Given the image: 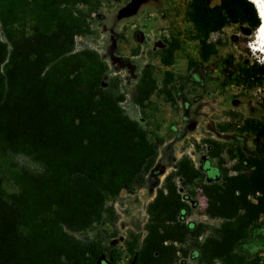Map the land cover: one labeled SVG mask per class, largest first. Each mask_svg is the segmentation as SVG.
<instances>
[{
	"label": "trees",
	"instance_id": "16d2710c",
	"mask_svg": "<svg viewBox=\"0 0 264 264\" xmlns=\"http://www.w3.org/2000/svg\"><path fill=\"white\" fill-rule=\"evenodd\" d=\"M100 5L101 0H0L6 32L0 40V157L22 155L33 163L15 174L16 193L5 194L0 178V264H117L121 257L105 248L101 236L87 233L116 222L108 199L145 183L158 144L123 108L124 93L117 80L106 81L108 66L96 51L73 52L75 35L94 32L88 19ZM25 15L32 21L29 33L14 28ZM185 16L202 60L218 55L213 34L231 23L254 30L260 24L249 0H190ZM179 48L178 39L166 40L162 64L171 65ZM194 63L189 59L188 68ZM222 63L233 65V56ZM260 68L257 62L239 66L238 77L259 80ZM165 76L159 91L172 97L168 86L174 77L168 71ZM158 89L147 64L133 104L144 107ZM240 130L257 135L259 144L251 154L239 151L231 168L222 166L223 143L212 138L203 143L218 166L207 162L198 168L187 155L177 159L147 204L145 233H130L127 264H177L189 240L190 256L199 264H264L259 253L248 257L239 249L264 219V122L246 118ZM197 180L207 217L219 220L202 242L206 226L187 220L194 195L180 191Z\"/></svg>",
	"mask_w": 264,
	"mask_h": 264
},
{
	"label": "rangeland",
	"instance_id": "374dc122",
	"mask_svg": "<svg viewBox=\"0 0 264 264\" xmlns=\"http://www.w3.org/2000/svg\"><path fill=\"white\" fill-rule=\"evenodd\" d=\"M189 1L101 0L98 11L88 19L94 32L85 39H91L97 48V57L106 62V81L116 84L117 80L124 93L123 108L142 125L148 140L158 144L157 161L145 183L132 192L122 191L118 196L127 203L123 215H118L114 224L98 225L87 233L88 237L101 236L106 249L113 248L121 253L117 264L128 262L126 247L130 233H145L147 204L154 198L165 175L174 169L177 159L187 155L198 168L207 162L218 166L216 159L207 156L208 147L203 143L212 138L223 143L222 166L231 168L238 162L239 151L251 154L259 144L257 135L242 132L240 126L246 118L264 122V48L255 45V30L249 24L231 23L211 36L218 42V55L200 59L193 26L185 16ZM31 22L30 16L25 15L14 28L29 33ZM5 35L0 25V40H5ZM170 38L178 39L180 48L174 53L173 63L165 66L160 55ZM228 56H233L231 66L222 63ZM189 59L195 61L190 68ZM254 62L261 66L260 79L239 78L238 67ZM147 64L153 66L159 89L144 107H138L132 98L140 70ZM167 71L174 77L168 86L172 97L159 91ZM187 76L189 79L185 78ZM25 166L33 167L32 161L25 156L6 154L0 157V178L5 194L18 192L14 176ZM200 182L197 180L180 191L183 195H194L196 206L187 220L206 226L198 239L202 242L213 233L219 220L207 217L206 198ZM75 236L84 237L82 234ZM192 248V240L180 247L177 264L198 262L190 256ZM239 249L248 257L256 253L264 257V219L250 230Z\"/></svg>",
	"mask_w": 264,
	"mask_h": 264
},
{
	"label": "built area",
	"instance_id": "2783aa9c",
	"mask_svg": "<svg viewBox=\"0 0 264 264\" xmlns=\"http://www.w3.org/2000/svg\"><path fill=\"white\" fill-rule=\"evenodd\" d=\"M93 15H94V13L91 14V16H93ZM85 38H86V36L75 35V37H74L75 44H74L73 52H80V51H83L86 49L93 50V51L97 50V48H95V46L92 44L91 39L86 40ZM125 192H127V191H125ZM107 204L113 208V210L115 211L117 216L118 215L122 216L123 212L127 206L126 200L118 198V196L116 198H114L113 200L107 202ZM144 215H145V223H146V221H147L146 211L144 212ZM120 221H121V218L119 217L118 222H120ZM195 264H199V263L195 262Z\"/></svg>",
	"mask_w": 264,
	"mask_h": 264
},
{
	"label": "bare ground",
	"instance_id": "6f19581e",
	"mask_svg": "<svg viewBox=\"0 0 264 264\" xmlns=\"http://www.w3.org/2000/svg\"><path fill=\"white\" fill-rule=\"evenodd\" d=\"M258 6L260 12V26L254 32V39L256 40L255 45H260L264 48V0H249Z\"/></svg>",
	"mask_w": 264,
	"mask_h": 264
},
{
	"label": "water",
	"instance_id": "95a60500",
	"mask_svg": "<svg viewBox=\"0 0 264 264\" xmlns=\"http://www.w3.org/2000/svg\"><path fill=\"white\" fill-rule=\"evenodd\" d=\"M253 5H254V7H255V9H256V11H257V16H258L259 20H261V18H260V12H259L258 6H257L255 3H253ZM259 26H260V24L256 27L255 30H257Z\"/></svg>",
	"mask_w": 264,
	"mask_h": 264
}]
</instances>
